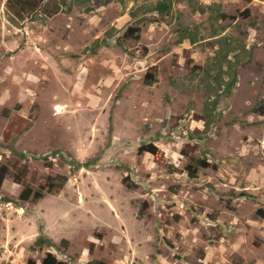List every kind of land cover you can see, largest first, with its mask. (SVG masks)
I'll return each mask as SVG.
<instances>
[{
  "label": "rangeland",
  "instance_id": "374dc122",
  "mask_svg": "<svg viewBox=\"0 0 264 264\" xmlns=\"http://www.w3.org/2000/svg\"><path fill=\"white\" fill-rule=\"evenodd\" d=\"M7 2L0 164L27 171L0 188V264H264V0H46L22 18ZM131 26L136 57L117 46ZM202 158L217 167L189 178Z\"/></svg>",
  "mask_w": 264,
  "mask_h": 264
},
{
  "label": "trees",
  "instance_id": "16d2710c",
  "mask_svg": "<svg viewBox=\"0 0 264 264\" xmlns=\"http://www.w3.org/2000/svg\"><path fill=\"white\" fill-rule=\"evenodd\" d=\"M46 0H8L7 2V9L11 12V14L14 17L22 18L28 13H35L38 11V9L41 7V5ZM63 4H65V1H61ZM163 7H159L158 10L160 12H163L161 10ZM70 11H72V8H70ZM59 8L53 9L49 12L50 16H53L57 13H59ZM248 13V12H247ZM247 15V14H246ZM226 18V16H223ZM234 19V17L232 18ZM142 35V30L139 27L131 26L128 28V30L124 33L123 37L120 38L117 42V46L125 49L126 53L131 57H136L134 52H131L127 50L126 43L129 40H135L140 41ZM145 85L146 86H153L158 82L157 74H148L145 77ZM231 84H235V80H232ZM261 113H264V108H262ZM160 150L153 144H149L146 146L141 147L138 150L139 155H143L145 153H149L151 155L157 156L159 155ZM26 158L25 154H19V158L15 163L9 167L5 164H0V188H2L5 179L7 176H12L14 178V181L18 184H23L24 182V175L27 171L26 167L21 168V162ZM74 169H82L89 166L88 162L82 163L79 161L71 162L70 164ZM217 167L214 164H209L206 159H193L191 164H188L186 166V173L188 174L189 178L196 179L199 177V170L205 169L208 167ZM170 172H176L175 168L173 166H169ZM69 178L64 175H58L56 177H49L44 184V186H41L38 189H34L32 187H26L22 190L20 193L19 199L22 201H31L33 203H38L41 199H43L45 193H55L61 191L65 185L67 184ZM125 188L130 191H136L138 186L132 182H130L129 178L126 177L122 181ZM179 186L176 187V191H178ZM143 215V210H140V217ZM41 264H70L65 261L59 260L54 254L47 253L46 257L43 259ZM104 264V263H101Z\"/></svg>",
  "mask_w": 264,
  "mask_h": 264
}]
</instances>
